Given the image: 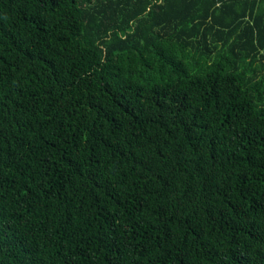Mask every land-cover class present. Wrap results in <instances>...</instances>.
<instances>
[{
	"label": "trees",
	"instance_id": "16d2710c",
	"mask_svg": "<svg viewBox=\"0 0 264 264\" xmlns=\"http://www.w3.org/2000/svg\"><path fill=\"white\" fill-rule=\"evenodd\" d=\"M0 264H264V0H0Z\"/></svg>",
	"mask_w": 264,
	"mask_h": 264
}]
</instances>
